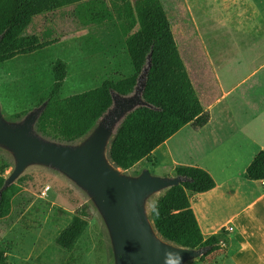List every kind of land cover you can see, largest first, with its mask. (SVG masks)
<instances>
[{"label":"trees","instance_id":"1","mask_svg":"<svg viewBox=\"0 0 264 264\" xmlns=\"http://www.w3.org/2000/svg\"><path fill=\"white\" fill-rule=\"evenodd\" d=\"M57 15L69 19L77 30L117 24L132 73L114 81L103 80L95 88L63 97L68 68L64 61L57 60L51 68V89L36 104L47 101L36 124L37 132L43 137L64 143L84 137L110 107L111 90L121 96L133 91L149 54L151 66L143 98L150 107H140L122 121L110 145L111 160L121 169L130 170L184 126L197 130L208 123L209 114L189 77L161 0H0V65L51 39L52 28L41 34L27 32L34 19L41 17L45 24H52ZM28 111H19L12 118L18 119ZM7 169L8 165L0 159V190ZM173 175L189 181L161 194L150 207V217L165 240L185 248L209 247L201 261L219 251L225 238L224 233L207 238L202 235L190 198L210 191L215 183L198 167L177 166ZM245 176L250 181L264 182V151L256 154ZM22 180L19 178L0 192V220L11 215ZM89 218L90 209L83 204L56 236L55 244L61 250L72 251L87 229ZM0 264H10L1 251Z\"/></svg>","mask_w":264,"mask_h":264},{"label":"rangeland","instance_id":"2","mask_svg":"<svg viewBox=\"0 0 264 264\" xmlns=\"http://www.w3.org/2000/svg\"><path fill=\"white\" fill-rule=\"evenodd\" d=\"M161 2L186 67L194 74L208 55L213 62L250 65L262 62V43L252 40L246 33L242 36L236 31L234 34L233 26L237 22L231 23V20L240 10L231 0ZM52 20V24H45L38 17L28 29V34H41L52 28L53 37L43 46L19 53L13 60L0 65V105L8 119H13L12 115L19 111H30L49 93L51 68L57 60L64 61L68 68L63 97L95 88L103 80L114 81L132 73L117 24L77 30L63 15ZM221 73L224 83L228 84L248 76L246 68L234 71L225 66ZM0 159L8 165L6 177L12 160L1 150ZM142 169L154 176H170L167 160L157 165H152L150 159L143 160L126 173L134 175ZM20 178L23 179L21 191L14 199L12 213L0 220V251L5 253L10 264H112L105 229L83 193L48 169L29 168ZM160 195L149 201V208ZM83 204L90 209L88 227L72 251L61 250L55 238ZM187 264L228 262L223 251H217L201 261L199 258Z\"/></svg>","mask_w":264,"mask_h":264},{"label":"crops","instance_id":"3","mask_svg":"<svg viewBox=\"0 0 264 264\" xmlns=\"http://www.w3.org/2000/svg\"><path fill=\"white\" fill-rule=\"evenodd\" d=\"M231 3L240 10L232 16L231 23L237 22L234 34L246 33L261 42L262 62H213L208 55L194 74L183 60L209 121L197 130L184 126L148 159L152 165L169 161L170 176L177 166L206 171L214 188L190 198L202 235L224 233L219 251L228 264H264V182L245 176L256 154L264 151V0ZM246 5L249 8L242 9ZM225 66L234 71L246 68L248 76L224 83L221 71Z\"/></svg>","mask_w":264,"mask_h":264},{"label":"water","instance_id":"4","mask_svg":"<svg viewBox=\"0 0 264 264\" xmlns=\"http://www.w3.org/2000/svg\"><path fill=\"white\" fill-rule=\"evenodd\" d=\"M151 55L139 74L133 91L121 96L111 90V105L81 139L64 143L43 137L36 124L47 101L18 119L4 116L0 105V150L12 160L0 192L29 168L53 171L85 195L100 218L109 243L112 264H187L210 248H185L165 240L150 217L149 201L189 179L159 177L147 169L128 174L109 156L117 129L125 117L140 107H150L143 98Z\"/></svg>","mask_w":264,"mask_h":264},{"label":"built area","instance_id":"5","mask_svg":"<svg viewBox=\"0 0 264 264\" xmlns=\"http://www.w3.org/2000/svg\"><path fill=\"white\" fill-rule=\"evenodd\" d=\"M222 244V243H221Z\"/></svg>","mask_w":264,"mask_h":264}]
</instances>
